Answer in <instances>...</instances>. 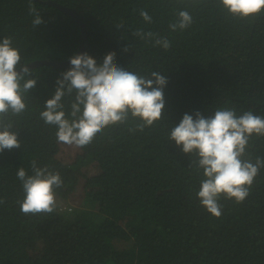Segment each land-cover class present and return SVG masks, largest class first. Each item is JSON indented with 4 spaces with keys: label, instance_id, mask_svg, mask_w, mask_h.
Listing matches in <instances>:
<instances>
[{
    "label": "trees",
    "instance_id": "1",
    "mask_svg": "<svg viewBox=\"0 0 264 264\" xmlns=\"http://www.w3.org/2000/svg\"><path fill=\"white\" fill-rule=\"evenodd\" d=\"M31 2L42 20L38 25L32 24L29 0H0V40L12 37L21 57L16 69L73 57L82 42L74 18ZM54 2L83 21V53L98 65L113 52L118 67L166 78L163 114L142 131L132 118L105 128L64 159L55 126L39 114L71 67L28 68L25 79H35V86L25 94L27 108L6 118L19 146L0 151V264H264V166L243 201L220 196L217 217L196 195L204 177L195 155L168 135L184 114L207 118L231 108L264 117V11L240 18L220 0ZM142 9L150 23L139 15ZM181 9L192 23L171 31ZM138 29L166 37L170 47L137 37ZM63 103L67 114L69 97ZM257 157L264 159V136L253 135L243 158L255 163ZM32 161L62 178L52 213L21 211L17 171L32 174ZM72 195L79 201L64 203Z\"/></svg>",
    "mask_w": 264,
    "mask_h": 264
},
{
    "label": "clouds",
    "instance_id": "2",
    "mask_svg": "<svg viewBox=\"0 0 264 264\" xmlns=\"http://www.w3.org/2000/svg\"><path fill=\"white\" fill-rule=\"evenodd\" d=\"M220 4L240 18L264 11V0H220ZM28 10L34 17L33 25L42 23L31 0ZM139 15L151 22L147 11L142 9ZM175 16V21L169 24L171 31L184 30L192 23L187 10L181 9ZM134 35L151 40L154 46L165 50L170 47L166 37L151 31L138 29ZM114 56L113 52L107 53L99 65L87 53L70 58L72 67L62 73L54 95L45 101L39 114L45 124L55 126L58 142L83 148L105 128L125 124L130 118L139 121L135 130L140 131L161 119L166 78L157 72L144 75L131 68L118 67ZM20 59L12 37L4 36L0 40V151L19 146L17 134L9 130L13 122L6 118L19 116L26 110L25 94L35 86V79H25L29 75L27 67L21 65L20 71L16 70ZM66 96L69 97L67 114L63 103ZM168 135L182 146L184 153L195 155L196 167L204 177L196 195L200 204L217 217L221 215L220 196L243 201L264 166V159L260 157L255 163L243 158L250 138L264 136V117L250 110L237 115L234 109L218 108L207 118L197 112L195 119L184 114ZM31 167L32 174L22 167L17 171L24 193L19 202L21 211L34 215L52 213L56 204L55 189L62 187V178L46 165L37 166L36 161H32Z\"/></svg>",
    "mask_w": 264,
    "mask_h": 264
},
{
    "label": "water",
    "instance_id": "3",
    "mask_svg": "<svg viewBox=\"0 0 264 264\" xmlns=\"http://www.w3.org/2000/svg\"><path fill=\"white\" fill-rule=\"evenodd\" d=\"M39 2H42V3H45L47 5H52V6H55L56 8L62 10L63 12H66L68 13L71 17L74 18V20L77 22V24L79 25V28H80V34L82 35V42L80 43V46H79V51L74 55H79V54H83V48H84V35H85V26H84V23L83 21L77 17L76 13L68 8V7H65L59 3H55L54 0H37ZM73 56V57H74ZM42 64H48V65H52L54 67H64V68H69V67H72L71 64H70V58L66 59V60H62V61H47V60H37V61H32V62H29L28 64L24 65L25 67L27 68H32V67H35V66H39V65H42ZM17 71H20V68L19 69H16Z\"/></svg>",
    "mask_w": 264,
    "mask_h": 264
},
{
    "label": "rangeland",
    "instance_id": "4",
    "mask_svg": "<svg viewBox=\"0 0 264 264\" xmlns=\"http://www.w3.org/2000/svg\"><path fill=\"white\" fill-rule=\"evenodd\" d=\"M76 151H77V148L75 145H68V144L61 143L60 154L64 159H72V157ZM55 200H56V196H55ZM63 201H64V203H67L69 205H72L74 203L76 204L77 201H79V196L72 195L69 198L64 199ZM63 201H61V202H63Z\"/></svg>",
    "mask_w": 264,
    "mask_h": 264
}]
</instances>
